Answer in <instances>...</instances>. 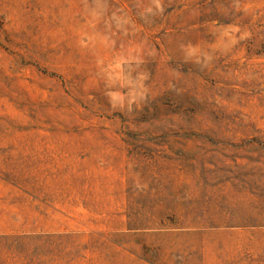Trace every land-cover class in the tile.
Segmentation results:
<instances>
[{
    "label": "rangeland",
    "instance_id": "obj_1",
    "mask_svg": "<svg viewBox=\"0 0 264 264\" xmlns=\"http://www.w3.org/2000/svg\"><path fill=\"white\" fill-rule=\"evenodd\" d=\"M0 264H264V0H0Z\"/></svg>",
    "mask_w": 264,
    "mask_h": 264
}]
</instances>
